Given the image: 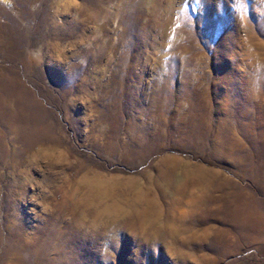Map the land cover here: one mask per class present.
<instances>
[{"label": "rangeland", "instance_id": "374dc122", "mask_svg": "<svg viewBox=\"0 0 264 264\" xmlns=\"http://www.w3.org/2000/svg\"><path fill=\"white\" fill-rule=\"evenodd\" d=\"M0 264H264V0H0Z\"/></svg>", "mask_w": 264, "mask_h": 264}]
</instances>
